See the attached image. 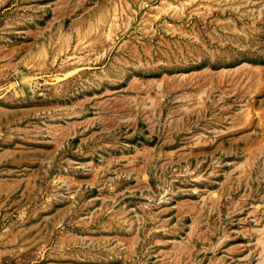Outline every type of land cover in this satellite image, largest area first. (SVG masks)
<instances>
[{"label":"rangeland","instance_id":"obj_1","mask_svg":"<svg viewBox=\"0 0 264 264\" xmlns=\"http://www.w3.org/2000/svg\"><path fill=\"white\" fill-rule=\"evenodd\" d=\"M0 264H264V0H0Z\"/></svg>","mask_w":264,"mask_h":264}]
</instances>
